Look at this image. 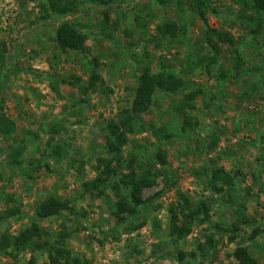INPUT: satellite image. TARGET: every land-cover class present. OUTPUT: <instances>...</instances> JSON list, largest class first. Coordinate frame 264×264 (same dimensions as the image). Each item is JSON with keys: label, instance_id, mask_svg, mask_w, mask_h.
<instances>
[{"label": "rangeland", "instance_id": "374dc122", "mask_svg": "<svg viewBox=\"0 0 264 264\" xmlns=\"http://www.w3.org/2000/svg\"><path fill=\"white\" fill-rule=\"evenodd\" d=\"M44 1L0 0V113L17 125L13 138L0 134V212L15 205L21 210V217L0 220V235L30 225L36 217L29 211L59 195L73 210L37 221L54 234L67 230V246L90 264H241L235 257L239 245L264 264V25L253 33L238 0H203L205 20L193 0H114L105 7L79 0L75 13L42 18ZM64 20L81 25L85 51L58 48L55 32ZM169 21L180 27L174 37L159 30ZM211 28L233 41L216 34L208 41ZM150 63L154 71L167 66L176 72L184 88L156 92L152 107L137 114L139 126L124 152L134 151L161 175L143 191L147 203L139 214L118 220L108 208V199L117 198L113 192L94 197L82 184L101 170L104 127L130 107L138 77ZM93 71L100 78L90 86ZM73 76L82 79L80 85L68 83ZM192 91L199 94L189 102L184 96ZM140 123L164 127L172 137ZM23 143L25 161L14 167L11 151ZM51 143L62 144L69 156L45 157ZM159 151L166 154L165 165L155 159ZM214 166L233 176V190L225 185L222 194L206 187ZM197 203L209 205L208 221H194L185 237L171 234V209L187 212ZM233 222L240 232L231 242L224 229ZM256 226L260 234L248 240ZM179 251L187 254L183 260ZM0 264L49 260L25 250L0 254Z\"/></svg>", "mask_w": 264, "mask_h": 264}, {"label": "trees", "instance_id": "16d2710c", "mask_svg": "<svg viewBox=\"0 0 264 264\" xmlns=\"http://www.w3.org/2000/svg\"><path fill=\"white\" fill-rule=\"evenodd\" d=\"M100 6H110L114 0H93ZM162 3L168 0H160ZM243 6V15L247 16L248 26L251 27L253 33H257L259 28L264 25V0H238ZM79 0H45L40 2V8L45 12L42 18H49L51 15H66L75 13L78 9ZM193 6L199 11V15L204 20V2L203 0H193ZM159 30L165 34L174 37L180 27L175 21H169L163 26H159ZM210 36L208 41L212 42V35L216 34L220 41H233V38L227 32L219 31L215 28L208 29ZM54 40L58 48L63 52L68 51H85L87 34L83 31L79 23L64 20L59 23ZM216 53L219 54L220 48L218 44H213ZM2 54L0 52V59ZM100 75L93 73L90 76L89 85L95 86ZM82 79L73 76L68 83L72 85H80ZM184 88V80L176 72L164 66V68L154 71L152 63L147 64L138 77L137 87L135 88L134 97L130 107L123 108L118 120H110L104 127L106 133L105 154L97 156L98 169H101L95 178L85 180L82 184L83 192L94 197L108 198L107 190L110 189L117 197L116 200L108 199V208L118 220H125V215L137 216L142 206L147 203L143 196V191L155 185L156 179L160 174L149 169L147 161L134 151L125 154L124 147L129 142V134L136 131L139 126L137 114L148 111L154 102L156 92L178 93ZM199 94V91H192L185 94V99L192 102ZM189 123V122H187ZM186 123V124H187ZM140 126L142 129H150L155 133H162L166 138H171L172 134L167 132L164 127L157 128L155 124L148 128ZM17 130L16 122L4 113H0V134L11 139ZM38 137L39 134L35 133ZM217 145V139H213L212 146ZM49 146L52 150H44L43 155H47L52 159H60L68 157L67 151L62 144L51 143ZM49 147V148H50ZM27 150V145L23 143L16 149L11 151L10 164L19 167L25 160L23 153ZM47 154V155H46ZM155 159L161 164L167 163L164 151H159L155 155ZM73 163L78 162V158H73ZM80 168L84 169L85 160H80ZM81 172V170H80ZM210 178L206 183L212 191L224 194L227 190L224 186H230L233 190V176L222 166L213 167L210 171ZM224 184V185H223ZM229 191V190H228ZM183 208V205L178 204ZM191 208L187 202L186 209ZM66 210H73L71 202L59 195H50L41 200L35 210V217L30 225L24 226L18 233L14 234L9 229H5L0 235V254L16 256V252L25 250L40 251L47 255L49 264H90V261L80 254H77L67 246L66 240L69 237L67 230L54 234L52 230L44 227L37 221L39 218H50L64 214ZM172 221L170 224L171 234L177 235L179 238L190 234L194 221L203 223L208 221L210 217V207L207 203H197L196 209L193 210H175L171 209ZM17 215L21 217V210L17 205L12 206L7 212H0V220L5 217ZM248 219V218H247ZM142 222L138 227L143 226ZM230 232L229 240L234 241L239 232L240 225L238 223H230L224 229ZM260 234L258 226L254 227L248 235V240L255 239ZM180 260L185 255L183 251H179ZM235 257L241 264H261L259 259L245 246L239 245L235 250Z\"/></svg>", "mask_w": 264, "mask_h": 264}, {"label": "crops", "instance_id": "0c3cea01", "mask_svg": "<svg viewBox=\"0 0 264 264\" xmlns=\"http://www.w3.org/2000/svg\"><path fill=\"white\" fill-rule=\"evenodd\" d=\"M2 183H3V182L1 181L0 184H2ZM38 201H39V200H38ZM3 204H4V203H3ZM27 211H29V210H27ZM24 212H25V211H24ZM33 212H35V210L29 211V213H31V214H32ZM25 213H27V212H25ZM28 225H29V224H28Z\"/></svg>", "mask_w": 264, "mask_h": 264}]
</instances>
